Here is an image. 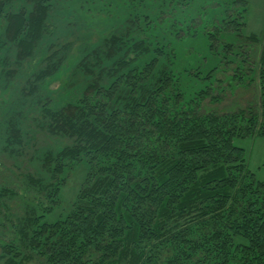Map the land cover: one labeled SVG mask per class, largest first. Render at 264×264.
<instances>
[{
    "label": "trees",
    "instance_id": "obj_1",
    "mask_svg": "<svg viewBox=\"0 0 264 264\" xmlns=\"http://www.w3.org/2000/svg\"><path fill=\"white\" fill-rule=\"evenodd\" d=\"M29 1L32 8L21 6L6 17L3 36L8 44L0 33V59L14 53L0 65L15 57V71L35 52L49 16V0ZM247 1H221L220 9L202 23L204 34L192 31V40L201 39L200 47L212 55L219 47L230 53L234 45L221 34L230 27L241 33ZM4 6L0 5V15ZM159 33L150 34V44L129 34H124L131 37L127 41L122 34H112L106 38L105 51L100 45L90 48L71 72L84 81L78 82L76 93L58 103L43 87L60 68L66 49L49 52L41 68L12 89L11 99L0 105L5 155L22 154L23 124L28 121L50 137L69 140L60 150L42 156L39 174L22 176L41 209L32 219L28 247L43 264H264V180H254L244 150L232 142L233 138H264V40L258 69L249 71L258 86L257 105L202 114L198 101L213 84L217 64L202 73L205 86L189 98L197 101L178 108L179 94L171 97L167 91L173 70L158 66L161 49L154 38L163 41ZM245 38L257 40L253 33ZM183 46L180 49L175 43L163 58L175 50L181 54ZM120 47L125 53L114 57L113 49ZM232 51L241 53L239 46ZM131 52L129 58L126 53ZM143 54L149 58L140 59ZM180 54L170 58L171 64L182 63ZM222 57L225 54L217 53V63ZM242 69L239 64V79ZM4 75L11 79L14 74ZM170 98L176 107H170ZM82 159L89 168V187L80 192L64 218L42 220L58 201L65 162ZM12 194L6 185L0 187L2 211V201ZM10 227L14 235L0 245V252L17 257L18 233L12 223Z\"/></svg>",
    "mask_w": 264,
    "mask_h": 264
},
{
    "label": "rangeland",
    "instance_id": "obj_2",
    "mask_svg": "<svg viewBox=\"0 0 264 264\" xmlns=\"http://www.w3.org/2000/svg\"><path fill=\"white\" fill-rule=\"evenodd\" d=\"M221 1L225 0H49L51 6L45 23L46 30L31 58L26 59L22 66L17 68L18 71H15L17 64L15 57L11 60L13 64L6 61L4 66L0 65V102H2L0 105L3 106L4 101L11 99L12 89H18L20 82L30 76L36 68H41L43 59L49 52L60 53L62 47L66 49L60 68L46 79L43 87L47 95H52V101L58 103V101H64L69 94L76 93L78 82L84 81L80 75H71V72L78 60L90 48L100 45L105 51L109 45L106 38L112 34H122L126 41L131 37L124 36V34H129L146 39V43L150 44L148 43L151 39L150 34L160 32L163 41L154 38V42L158 43L156 48L161 49L160 59H163L161 61L159 59L158 66L162 69L173 70L172 79L167 84V91L171 93V97L173 94H179L176 98V102H179L178 108L185 109L197 101L196 99L193 102L189 101V98L196 96L197 90L205 86L202 73L216 64V71L212 76L214 82L205 89V98L198 101L197 109L201 110L202 114L208 112L224 114L252 108L257 105L258 86L255 79H251L253 75L250 76L249 71L258 69V53L264 40V0L247 1L245 24L239 35L231 27L227 33L221 34L223 40L233 43L232 50L237 46L240 47V55L230 54L232 50L230 53H224L221 47L212 55L200 47L201 39L192 40L191 33L201 30L200 27L206 20L205 18L211 12H217L220 9ZM2 4L5 6L0 15V33L2 42L8 44L9 40L6 35L3 36V30L8 25L6 17L14 10L20 9L21 6L29 9L33 4L29 0H13L10 4L6 3V0H0V5ZM175 32H177L176 35ZM199 33L201 36L204 34L201 31ZM251 33L257 36L256 41L245 38ZM169 41H173L172 45L175 43L181 45L180 49L184 44L187 45L183 46L181 54L180 50H175L163 58L166 56L165 53H169L172 49ZM152 48L155 49L154 46ZM113 52H115L114 57L125 53L121 47L113 49ZM217 53L221 56L225 54L226 58L222 57L217 63ZM13 54L11 51L4 57L10 59L14 56ZM127 54L131 58L134 53ZM176 54L177 56L180 54L182 63L171 64L169 60ZM148 58L149 55L143 54L140 59L147 60ZM6 59L2 57V60ZM2 60L0 59V62ZM239 64H243L242 73L240 71L241 74L238 73L241 79L236 73ZM6 71L14 74L11 79L4 75ZM196 74L199 78L195 77ZM150 77L151 75L145 77L144 82ZM69 81L76 83V86H69ZM173 100L169 101L170 107H176L177 103ZM41 130L33 122H24L23 152L18 158L5 155L7 150L2 151L5 141L3 142L0 134V187L6 185L13 190V194L2 201L4 210L0 209V222H3L0 224V245L14 235L13 228L10 227L12 223L18 233L17 246L20 251L17 257L2 256L0 252V264H43V259L28 247L32 219L41 213V209L36 199H33L35 196L33 192L24 187L22 176L27 172L39 174L42 156L47 151L60 150L59 146H66L69 140L62 137H50ZM232 142L244 150L247 167L253 174L254 180L263 181L264 138H233ZM63 169L61 174L63 183L60 187L58 201L50 212L44 213L42 218L46 222L64 218L78 201L80 192L89 187L87 178L89 168L85 159L72 164L65 162ZM42 202L44 206H49L45 199ZM199 255L203 256V254Z\"/></svg>",
    "mask_w": 264,
    "mask_h": 264
}]
</instances>
